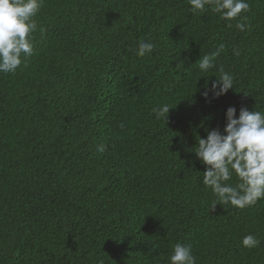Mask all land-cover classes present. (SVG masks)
I'll return each mask as SVG.
<instances>
[{
  "label": "trees",
  "instance_id": "trees-1",
  "mask_svg": "<svg viewBox=\"0 0 264 264\" xmlns=\"http://www.w3.org/2000/svg\"><path fill=\"white\" fill-rule=\"evenodd\" d=\"M248 2L241 32L188 0H44L33 54L0 73V264H169L177 243L197 264H264V200L212 208L191 152L227 108L264 111V0ZM220 68L233 89L205 99Z\"/></svg>",
  "mask_w": 264,
  "mask_h": 264
},
{
  "label": "clouds",
  "instance_id": "clouds-1",
  "mask_svg": "<svg viewBox=\"0 0 264 264\" xmlns=\"http://www.w3.org/2000/svg\"><path fill=\"white\" fill-rule=\"evenodd\" d=\"M188 3L190 10L196 13H203L206 6L210 7L228 22L229 28L233 27V20L237 30L243 32L247 27V17L241 14L250 10L248 0H188ZM43 4L44 0H0V73H15L22 62L33 54L34 34L38 30L41 34L44 32L36 19ZM155 47L154 43L141 40L136 55H150ZM224 50L225 46L220 44L215 51L200 57V72L207 73L215 68L216 58ZM233 54L238 56L239 51L233 49ZM233 86L234 76L220 68L219 78L210 87L206 81L202 95L207 99L211 93L212 98H219ZM170 109L168 104H163L152 111L157 119L166 123ZM205 131L206 138L195 137L196 143L191 152L205 166L203 184L211 189L215 197L212 208L223 204L245 209L264 200V111H249L241 107L237 116V109L229 107L223 130ZM97 150L104 151V145ZM234 177L236 181L233 184ZM260 242L255 235L247 234L240 244L243 248L253 249L258 248ZM168 260L169 264H197L190 244H175Z\"/></svg>",
  "mask_w": 264,
  "mask_h": 264
}]
</instances>
